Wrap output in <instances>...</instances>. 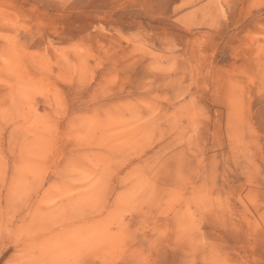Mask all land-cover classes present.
<instances>
[{"label": "rangeland", "instance_id": "obj_1", "mask_svg": "<svg viewBox=\"0 0 264 264\" xmlns=\"http://www.w3.org/2000/svg\"><path fill=\"white\" fill-rule=\"evenodd\" d=\"M0 264H264V0H0Z\"/></svg>", "mask_w": 264, "mask_h": 264}]
</instances>
